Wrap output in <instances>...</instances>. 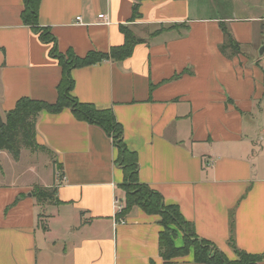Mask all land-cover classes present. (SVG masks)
<instances>
[{
	"label": "crops",
	"instance_id": "0c3cea01",
	"mask_svg": "<svg viewBox=\"0 0 264 264\" xmlns=\"http://www.w3.org/2000/svg\"><path fill=\"white\" fill-rule=\"evenodd\" d=\"M191 1L40 0L37 20L60 52L79 57L134 34L124 59L72 68L70 93L113 109L138 179L176 205L199 239L230 260L233 245L264 254V0H218L207 15ZM135 3L141 16L133 20ZM23 5L0 0L3 122L23 96L56 100L62 74L51 44L22 21ZM35 123L36 142L50 154L48 181H22L18 160L0 150V264H203L192 246L162 257L157 214L133 205L117 222L124 175L101 127L70 108L43 110ZM36 185L53 198L32 195ZM174 243L184 244L178 229Z\"/></svg>",
	"mask_w": 264,
	"mask_h": 264
},
{
	"label": "trees",
	"instance_id": "16d2710c",
	"mask_svg": "<svg viewBox=\"0 0 264 264\" xmlns=\"http://www.w3.org/2000/svg\"><path fill=\"white\" fill-rule=\"evenodd\" d=\"M40 0H23L24 8L21 12L22 21L29 25L39 38L45 43H50V55L56 58L61 65L62 74L57 84V98L52 103L36 100L23 96L19 98L15 105L5 113L3 126L0 129V150L11 153L14 159L20 156L21 148L30 150L44 149L36 142L35 127L36 119L43 110L48 112H58L65 108H70L73 115L79 121H85L101 127L107 136L112 138V142L117 148L118 157L116 163L123 170V182L121 188L126 194L125 207L122 214H125L133 205L148 213L159 216L158 223L162 229L159 232V252L166 261L175 259L177 256L188 254L189 247H193L194 259L203 264H258L264 258V254H251L240 250L233 245L236 258L228 259L221 251L206 239H199L194 231L193 224L186 222L176 205H166L161 193L152 189L146 183H141L138 179L137 155L135 152L127 150L123 141L122 126L116 121L113 109L106 106H95L91 103L80 102L72 93L73 78L70 70L82 65L96 64L102 60H122L129 56L136 38L133 33L125 30V40L123 44L111 46L110 51H89L84 56H77L72 50L62 53L57 48L55 35L50 33L47 27L38 25L37 14ZM139 3L133 6V20L139 18ZM224 30V35L228 38L230 33ZM53 189L35 186L31 190L32 195L41 198H53ZM119 214V215H122ZM176 229L182 232L184 244L177 246L174 243Z\"/></svg>",
	"mask_w": 264,
	"mask_h": 264
},
{
	"label": "rangeland",
	"instance_id": "374dc122",
	"mask_svg": "<svg viewBox=\"0 0 264 264\" xmlns=\"http://www.w3.org/2000/svg\"><path fill=\"white\" fill-rule=\"evenodd\" d=\"M191 2L193 4V8L195 6L198 7L199 12L197 14L202 15L211 14L215 11V8L212 6H219L217 4L219 3L218 0H192ZM49 158L50 154L45 149L35 151L30 150L29 148H21L19 158L15 159L18 160V163H15V168L25 170L23 174L20 173L22 174V176H20V179L22 181L27 180L26 182H38V179L35 177L37 175L39 176V178L41 177L43 181H48V178L50 176V167L48 166ZM26 166H31L33 170L28 171V169L25 168ZM38 185H41V183Z\"/></svg>",
	"mask_w": 264,
	"mask_h": 264
},
{
	"label": "built area",
	"instance_id": "2783aa9c",
	"mask_svg": "<svg viewBox=\"0 0 264 264\" xmlns=\"http://www.w3.org/2000/svg\"><path fill=\"white\" fill-rule=\"evenodd\" d=\"M99 18H102L103 15L102 14H99L98 15ZM77 21L80 20L79 17H76L75 18ZM122 202L121 200L117 197L115 199V209H116V212H115V219L117 220V222L119 223H123V219L121 218V216L119 214H121V211H122Z\"/></svg>",
	"mask_w": 264,
	"mask_h": 264
},
{
	"label": "water",
	"instance_id": "95a60500",
	"mask_svg": "<svg viewBox=\"0 0 264 264\" xmlns=\"http://www.w3.org/2000/svg\"><path fill=\"white\" fill-rule=\"evenodd\" d=\"M263 51H264V46H262V47L260 48V50H259L260 54H262ZM3 125H4V124H3V120H2V117H1V115H0V129L2 128Z\"/></svg>",
	"mask_w": 264,
	"mask_h": 264
}]
</instances>
